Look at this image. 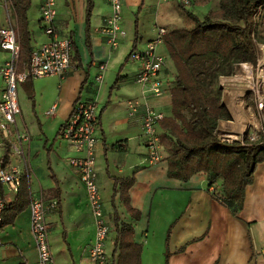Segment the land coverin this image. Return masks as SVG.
I'll use <instances>...</instances> for the list:
<instances>
[{"label":"crops","instance_id":"1","mask_svg":"<svg viewBox=\"0 0 264 264\" xmlns=\"http://www.w3.org/2000/svg\"><path fill=\"white\" fill-rule=\"evenodd\" d=\"M41 2L31 0L27 10L34 48L49 39L40 21ZM58 3L56 0L54 25L57 35L72 39L78 59H73L72 67L63 77L27 79L19 84V113L16 114L18 129L28 131L30 126L33 129L29 132V140L22 145L24 165L20 163L29 178L31 198L40 197L45 202L59 199L60 202V212L57 206L46 215L53 264H93L88 258V245L95 237V218L86 199L84 185L67 167V159L78 153L60 132V126L68 119L78 98L96 103L99 115L95 146L96 181L103 217L112 228L114 182L107 171L114 177H134L129 198L131 206L140 211V218L133 220L122 204L118 212L123 221L134 226V239L142 245L140 264H264V161L256 164L252 181L245 186L242 208L235 214V202L223 205L211 196L210 190L216 185H208L203 171L187 180L169 177L168 154L162 146L161 159L149 164L145 139L141 134L140 113L133 118L128 116L127 102L139 96L141 105L148 103L164 115L171 113L169 91L157 98L142 93L134 80L137 63L130 61L128 65L123 60L127 61L134 45V49H142L145 39L147 42L156 38L157 26L167 30L185 26L179 0H122L121 25L125 27L126 35L115 48L107 45L102 31L103 19L111 12L109 0H93L89 45L85 38L86 0H60ZM183 6L193 7L191 2ZM134 13L136 23L132 19ZM141 13H145L143 18L151 16L150 28L146 29V23L144 27L138 25ZM5 24L16 27V19L12 6L6 7L0 2V26ZM141 40L143 43H138ZM9 57L7 51L0 49V63ZM101 65L104 66L102 81L96 82ZM167 73L166 66L161 72L162 78H167ZM29 87L33 90L34 111L27 98ZM117 87L122 92L124 90L127 98L122 112L111 116L107 104L113 101L110 90ZM2 89L3 82L0 81V98ZM18 95H21L25 113H21ZM117 96L115 94L113 98ZM104 101L106 103L98 111L97 106ZM164 103H169L170 113L162 110ZM53 104L56 105L55 111L47 114ZM157 129L160 130L159 125ZM3 152L2 148L0 154ZM36 161H41L46 167V183H42L39 177ZM48 164L56 182L51 178ZM3 190L7 202L15 199L17 193L7 192L0 185V192ZM111 250L112 241L108 238L107 256ZM37 260L27 205L12 224L0 229V264H37Z\"/></svg>","mask_w":264,"mask_h":264},{"label":"trees","instance_id":"2","mask_svg":"<svg viewBox=\"0 0 264 264\" xmlns=\"http://www.w3.org/2000/svg\"><path fill=\"white\" fill-rule=\"evenodd\" d=\"M9 1L16 19L20 45L18 67L22 70L27 67L34 49L27 18L31 0ZM208 1L191 0V5ZM180 6L185 26L167 30L163 36V44L174 66V79L167 86L171 113L158 122L159 141L168 154L167 173L169 177L187 180L203 171L208 185H216L210 190L211 196L223 205L235 202L233 213L236 214L242 208L245 186L252 181L256 164L264 161V143L247 139L229 142L218 138V121L227 119L229 113L221 102L217 79L222 74L232 73L237 63L253 62L256 65L255 37L261 38L264 31V0H219L216 8L202 15ZM92 9L93 0H86L85 38L88 45ZM255 13H258L257 20L253 18ZM136 34L135 25V38ZM74 58L78 59L76 48L72 54ZM32 91L29 87V99H32ZM107 174L114 183L112 250L106 264H140L142 245L134 239L133 224L121 219L115 202L117 198L133 220L140 218V211L131 206L129 198L134 177H114L108 171ZM50 175L56 182L51 169ZM56 195H59L58 187ZM30 200L29 178L23 174L15 199L5 204L0 229L12 224ZM57 206L60 212L59 199Z\"/></svg>","mask_w":264,"mask_h":264},{"label":"built area","instance_id":"3","mask_svg":"<svg viewBox=\"0 0 264 264\" xmlns=\"http://www.w3.org/2000/svg\"><path fill=\"white\" fill-rule=\"evenodd\" d=\"M0 2L6 7L11 6L9 0H0ZM179 2L187 5L191 0H179ZM109 4L111 12L103 19L102 31L107 45L115 48L119 45L120 39L126 35V30L121 25L122 0H109ZM39 11L43 31L49 39L33 49L25 69L21 70L18 67L20 45L16 27L11 24L0 26V49L10 54L8 59L0 63V81L3 82L0 98V147L4 149L0 154V185L11 193L18 192L22 175L26 172L20 165V163L24 165L22 145L30 138L27 130H20L16 125V114L19 113L17 87L27 79L63 77L73 65V41L69 36L59 37L54 25L57 16L56 0H42ZM253 18L257 20L258 13H255ZM156 30V38L147 41L144 48L133 49L127 55V60L138 65L135 82L140 85L142 93L151 98L160 97L168 92L169 83L165 84L161 76V72L166 67V56L157 51V45L163 44V36L167 29L157 26ZM103 71L104 66L101 65L96 82L102 81ZM252 90L256 107L259 110L264 108V95H261L259 85L252 86ZM55 108L56 105L53 104L46 113L52 114ZM128 109L129 117L140 113L146 161L149 164L158 162L161 159V144L157 127L164 114L148 103L141 105L138 101L129 102ZM98 116L94 100L78 98L60 132L78 153L67 159V167L84 185L86 199L95 218L96 233L93 241L88 245V258L93 264H106V241L110 239L111 225L103 217L102 199L96 181L95 146L99 127ZM7 201V195L3 190L2 193L0 192V219ZM56 207V200L45 202L40 197H32L28 204L30 231L38 254L37 264H53L46 215Z\"/></svg>","mask_w":264,"mask_h":264},{"label":"rangeland","instance_id":"4","mask_svg":"<svg viewBox=\"0 0 264 264\" xmlns=\"http://www.w3.org/2000/svg\"><path fill=\"white\" fill-rule=\"evenodd\" d=\"M58 2L60 3V0H58ZM218 2H219V0H209L205 4H197V5L189 8V9L194 11L195 13H197L199 15H202V14L206 13L209 9L216 8L218 6ZM57 6H58V12H59V5H57ZM144 14L145 13L140 14L141 16L138 19V22H139L138 25L140 24V26L143 25V27H144V23H146V29H148L151 27V23H149V20H151V16L143 18ZM136 17L137 16H135V13H134L132 19L136 20ZM121 24H123L122 20H121ZM124 29H125V27H124ZM261 34H262L261 38L255 37V47H256V54H257L256 65L253 64V62L237 63V64H235V66H233L232 73L222 74L217 79V85L220 88L221 102H223L222 98H223V93H224L225 88L232 86V87H236L237 89L243 90L244 94L242 95V99L244 101V104L249 106V111L245 112V114L246 115H252L253 114L258 119V126L256 128H254L251 125H247L244 128L242 134L238 137V139H234V140H238L241 142L245 141L247 139V141H256V142H263L264 143V108L259 110L256 107L255 95H254L253 90H252V86L255 87L256 85H259L261 95H264V84H263V82L259 81V79L257 77V67L259 65V60L264 57V54L262 53V50L260 48V45L264 44V31H262ZM142 35L145 36L143 33H142ZM139 42L142 44L143 40L138 41V43ZM144 44H146V39L144 40ZM157 51L165 54V56H166V66L168 69V73L166 75H168V76H166L167 78L163 77L162 80L165 84H167L168 82H170L174 79V75H173L174 66H173L172 61L169 58V55L166 51L164 44H162V43L158 44L157 45ZM123 62H124V64H128V65L131 64L130 60H127V61L123 60ZM242 63H247L249 65L250 75H248V73L246 71H243ZM226 70H228V69L226 68ZM237 73L242 74L241 82L227 81L228 77H232V76L236 75ZM41 78H43V77H41ZM33 79H40V78H33ZM110 92H111L110 94H111L113 101H112V104H110V103L107 104L108 111L111 110L110 111L111 116L118 115V114H120V112H122V107H123L122 105H123V102L126 100L127 95L124 92V90H123V92L121 91L120 87H117L116 89L112 88L110 90ZM115 94H118V96L116 98L115 97L113 98V96H115ZM27 98L29 99V94H27ZM138 98L141 99L140 96ZM138 98L137 97L131 98L130 101H132V102L138 101ZM18 99H19L18 101H19V104L21 107V109H20L21 113L22 112L25 113L24 103L21 99V95H18ZM29 101H30V107L32 108V111H34L35 103H34V98H33V91H32V99H29ZM129 102H127V110H129L128 109V103ZM105 103H106V101H104V103H102L101 105L97 106L98 111L100 110V108H102V105ZM162 110L166 113H170L169 103H167V105H165V103H164V105H162ZM103 111H104V109H103ZM103 111H102V114H103ZM228 113H229V111H228ZM131 118H133V117H131ZM231 119H232V116L229 113V116L227 119H220L218 121L217 136L222 141H224V140L229 141V142L233 141V140H230L227 138L226 139L223 138V135H222L223 131L219 126L221 121H227V120H231ZM32 130L33 129L30 126L28 129V132H32ZM141 134L143 135V132ZM1 149L2 148L0 147V152H1ZM36 169H37V172L39 173V177H40L42 183H46L45 176H46L47 170H46V167L43 166L41 161H36ZM45 171H46V173H45ZM115 202L118 205V208H120L121 203L119 202V200L117 198L115 199ZM122 214H123V212H122Z\"/></svg>","mask_w":264,"mask_h":264},{"label":"bare ground","instance_id":"5","mask_svg":"<svg viewBox=\"0 0 264 264\" xmlns=\"http://www.w3.org/2000/svg\"><path fill=\"white\" fill-rule=\"evenodd\" d=\"M260 48L264 54V44L260 45ZM242 69L243 71H246L248 75H250L249 65L247 63H242ZM257 77L259 81L263 82L264 84V57L259 60V65L257 67ZM241 80L242 74L239 73L227 78V81L231 82H241ZM243 94V90L232 86L227 87L224 90L222 101L232 116L231 120L221 121L219 125L223 131V138L225 139H238L247 125H251L254 128L258 126V119L255 115L245 114V112L249 111V106L244 104L242 99Z\"/></svg>","mask_w":264,"mask_h":264}]
</instances>
